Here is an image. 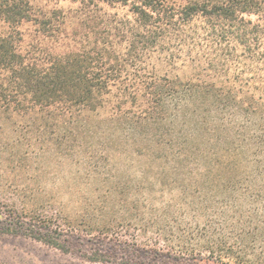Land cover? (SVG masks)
Returning <instances> with one entry per match:
<instances>
[{"label":"trees","instance_id":"obj_1","mask_svg":"<svg viewBox=\"0 0 264 264\" xmlns=\"http://www.w3.org/2000/svg\"><path fill=\"white\" fill-rule=\"evenodd\" d=\"M263 38L264 0H0V235L97 264H264V242L257 256L216 236L141 248L135 233L109 252L123 221L63 215L32 174L47 155L96 175L117 154L192 164L206 200L264 216ZM203 45L224 81L161 73Z\"/></svg>","mask_w":264,"mask_h":264},{"label":"rangeland","instance_id":"obj_2","mask_svg":"<svg viewBox=\"0 0 264 264\" xmlns=\"http://www.w3.org/2000/svg\"><path fill=\"white\" fill-rule=\"evenodd\" d=\"M48 5L50 8L57 7L53 2ZM69 5L60 3L58 7ZM120 13L124 15L125 11ZM185 59L181 58L173 65L169 63L161 73L170 77L180 75L224 81L221 58L206 45L192 50L191 57ZM82 162V157L70 160L47 155L33 164L35 169L32 174L44 188L39 200L55 197L58 200L56 207H60L63 215L111 223L124 222L121 224L125 225V229L117 234L110 233L103 249L112 252L111 247H114L121 255L122 248L115 246L114 240L119 238L132 242L136 233L141 235L138 242L141 248H147L157 240H160V247L165 248L170 243L185 241L188 244L191 239L216 236L245 251L256 243L255 250L251 251L258 252L257 256L261 253V243L264 242L261 208H252L247 215L250 210L248 205L227 207L206 200V191L201 186L204 169L197 171L191 164L176 170L172 162H150L117 154L102 164L96 175V172L87 170ZM211 182L212 179L208 184ZM30 185L36 187L32 182ZM213 189L217 196L222 198L225 195L219 187ZM28 200L32 202L31 198ZM257 219L259 222L255 221ZM61 225L64 233L69 234L71 229L65 218ZM137 229L138 232L135 231ZM97 246H94L95 249L102 248L98 243ZM89 252L87 249L64 254L24 236L0 235V264H97L85 261L81 256ZM248 253L252 255V252Z\"/></svg>","mask_w":264,"mask_h":264}]
</instances>
